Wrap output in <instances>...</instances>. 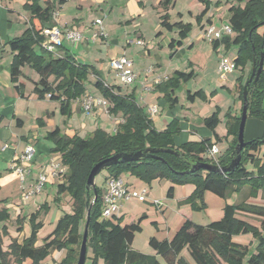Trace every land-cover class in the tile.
I'll use <instances>...</instances> for the list:
<instances>
[{
  "label": "trees",
  "instance_id": "trees-1",
  "mask_svg": "<svg viewBox=\"0 0 264 264\" xmlns=\"http://www.w3.org/2000/svg\"><path fill=\"white\" fill-rule=\"evenodd\" d=\"M173 0H164L161 6L168 10ZM31 12L30 28L21 37L8 42L13 54L11 63V82L16 91L24 97V86L20 84L23 77L22 69L30 67L38 76L33 93L39 99H50L61 104L64 115H71L72 103L87 93L86 84L90 74H95L92 67L78 63L74 57H56L41 47L44 37L42 30L51 20L52 8L43 9L38 0H31L25 5ZM208 7L197 16L199 24L206 15ZM229 25L233 36L224 37L223 41L229 51L237 48L235 58L237 69H249L247 81L253 73H257L262 56H264V0H247L244 6H233L229 10ZM162 26L168 31L178 30L179 40H171L170 47H181L182 41L188 38L192 25L178 22L171 24L168 14L162 17ZM194 77V73L175 72L167 81L158 85L166 90L164 98L169 108L179 102L175 93ZM240 76L236 80V92L239 101L244 106L245 79ZM253 81L247 88L248 120L255 119L264 122V67L257 83ZM102 97L110 103L108 113L111 116L120 115L123 122L116 133H107L97 129L89 137L62 135L59 129L49 133L47 139L55 145L52 154H60L62 164L66 169L65 180L57 187L54 202L62 203V197L68 195L73 201L72 213H65L58 221L55 229L44 239L42 245L39 233L44 228L39 221L41 213H48L49 204L45 203L29 218H16L17 233L24 231L26 219L30 225V235L21 242L18 238L11 239L7 250L4 249V239L10 236L8 222L12 214L7 208L0 209V264H47V259L55 251H65V257L60 264H77L84 229L87 222V204L92 201V192L86 189L87 180L93 168L116 155L142 153L145 157L131 162H120L107 168V180L110 177H121L130 174L137 180L151 185L156 180H166L173 186L167 193L168 198L174 195V186L194 185L193 193L179 203V206H189L193 212H204L207 209L205 194L211 192L222 199H229L236 194L242 196V201L226 204L221 220L207 226L198 225L192 220H186L171 240L160 241L151 238L149 243L156 255H146L132 248L136 234L141 233L142 216L138 222L124 223V216L116 214L108 220H102L103 190L96 185L98 199L90 211L88 254L86 264H161L162 257L167 264H191L184 251H187L194 264H264V206L250 204V198H257L259 192L264 196V161L260 151L264 148L262 137L247 142L240 167L230 173H217L196 170L191 172L194 164L204 163L229 167L236 157L238 132L241 115L226 114L227 135L232 142L227 151L218 159V163L206 157L213 142L205 138L199 142H186L176 146L174 137L181 133L178 120H172L164 131H158L152 118L146 113L134 94L123 95L120 88L106 85L101 79L95 83ZM216 91L209 97H214ZM197 99L207 101L208 96L202 90L188 92L187 100ZM219 110L204 119L205 126L214 131L219 120ZM217 141L221 138L216 136ZM252 167V170L249 169ZM1 178V174H0ZM239 214L255 217L260 220L258 228L238 217ZM250 234L258 242L256 253L250 254L248 245H242L233 240L234 236ZM247 260V262H246Z\"/></svg>",
  "mask_w": 264,
  "mask_h": 264
},
{
  "label": "crops",
  "instance_id": "crops-1",
  "mask_svg": "<svg viewBox=\"0 0 264 264\" xmlns=\"http://www.w3.org/2000/svg\"><path fill=\"white\" fill-rule=\"evenodd\" d=\"M162 1L164 0H38L41 8L47 9L51 7V13H58L57 17L52 15L49 26L59 27L63 30H76L82 34V39L78 45H74L65 37H62V46L55 55L56 57L62 58L69 55L74 57L78 63L92 67L95 74H90L88 81L92 79L95 85L97 80L101 79L108 86L120 88V92L123 95L134 94L137 103L145 109L147 114H149L148 110L150 107L157 106L159 113L152 120L158 131H164L172 120H178L181 126V133L174 137L176 146L179 147L186 142H199L209 138L213 144L219 146L218 158H220L232 142V137L227 135L226 114L230 112L233 116L240 115L241 103L238 94L235 95L232 105L231 102L223 99L220 95L221 90L226 88L230 91V87L219 83L213 91L197 90H202L206 93L208 96L207 101L197 99L195 102H190L187 100V93H195L197 91H187L186 101L189 104H186L178 96V91L182 90V86L175 93L179 103L175 107L169 108L164 98L166 90L163 87L161 89L158 88V85L171 78L175 72H184L177 69V63L178 59L182 58L181 56L184 57L186 55V51H191L190 53L194 56H191L188 62H182L181 68L187 70L184 73L193 72L194 77L184 83V85L194 79L196 80L203 74L205 61L203 62L200 59L202 53L212 52V55L217 59L216 69L218 73L219 49L229 56L235 47L228 51L225 44L220 43L215 48L217 42H209L205 38L204 32L211 25L219 29L225 24H229L230 8L233 6H244L247 0H196V11L190 9L188 5V1L192 0H173L167 11L160 5ZM28 2L30 3L31 0H0V209L7 208L12 214V219H16L19 216L22 218L27 217L28 219L31 214L41 207V205L35 207V204L32 205V203L29 206V202L23 199V194L36 183L37 176L43 168L48 173L47 184L52 182V186L56 189V194L58 185L65 180V176L60 178L53 174L55 172L52 167L54 162L61 163L60 169L64 168V166L61 155L51 153L55 145L47 139L49 133L59 129L62 135L69 137L79 135L86 138L91 136L95 130L102 129L107 133L114 134L123 122L120 115L111 116L100 109H96L89 115L83 112L82 99L84 96L90 94L94 97L103 98L98 90L92 93L88 89L87 84V93L72 103L71 115L69 117L64 115L61 111L60 102L53 101L48 97L39 99L33 93L34 84L39 81V76L28 66L22 69L23 77L19 81L24 86V97L19 95L15 85L11 82L13 54L7 44L9 41L21 37L30 28L31 12L25 7ZM207 7L206 15L198 24L197 16L201 15ZM165 14L169 15L171 24L182 22L193 27L188 38L182 41L181 47H175V49L170 47L171 40H179V32L178 30L168 31L164 29L162 17ZM98 20L101 21V25H97L96 22ZM152 21L155 22L153 26ZM46 24L48 26V23ZM168 38H170V41L165 42ZM140 41L143 44H140ZM196 54L199 57H196ZM122 56L132 61L133 70L137 75L134 84L131 86H124L117 73L111 67L112 60ZM236 56L237 54L230 59L235 60ZM133 57L136 58V61ZM236 72L239 73L238 78L240 76L246 78L249 69L247 68L244 71L237 69L228 75ZM112 75L119 82H110L109 77ZM227 76L225 79H221L226 80ZM214 91H216V95L209 97ZM198 101L205 103L201 111L197 109ZM217 110L220 112V123L212 131L203 122L204 119L208 118L204 114H207V112H213L214 114ZM8 133L12 134L10 144L6 141ZM263 134L264 122L255 119L247 121L245 138L248 141L260 138ZM216 136L220 137L221 141L218 142ZM27 146L35 148V155L30 166V173L26 175L25 181L22 182L13 167L18 163ZM260 156L264 161V148ZM249 169L252 170V167H249ZM15 182H18L17 189L14 188ZM131 182L133 183V190L148 189L147 201L154 202L159 200L161 205L156 206L164 215L167 211L163 208V200L167 199L170 203L177 205L178 209L173 210L170 217L165 218L168 231V239L166 240H171L172 234L175 235L186 220H192L194 223L203 226L221 220L224 215V207L228 203H220L222 208L215 212L214 217H210V210L201 212L207 213L204 215H207L208 218L206 219L203 216L204 219L201 218L202 221L198 222L195 221V216L201 213L193 212L189 206H179L180 202L193 193L194 185L174 186V195L172 198H168V191L167 193H162L160 197L154 195L153 183L155 181L151 185L135 179ZM168 183L170 189L173 186L170 182L160 180L161 188L165 189ZM137 185L139 187H136ZM106 186L103 188L104 193L107 189ZM179 191L180 196L177 197ZM66 199L71 198L68 195H64L62 202ZM132 201L122 202L116 211V216H124L123 225L127 224L125 221L127 215L126 205ZM205 202L209 206L208 192L205 194ZM247 202L264 206L263 193L259 192L257 198H250ZM34 207L36 208L35 211H33ZM58 209L62 214L61 212L58 213L57 223L65 213H72L71 210H66L62 203L61 205L59 204ZM145 215L148 216L147 213ZM238 216L243 217L241 218L242 220L258 228L261 227L260 220L255 217L243 214ZM43 224L45 228V220ZM25 225L24 233H29ZM50 226H53V223H50ZM52 229L54 230L55 227H52L50 232L53 231ZM156 239L160 240L157 237ZM233 240L239 244L248 245L250 250L255 246L254 251H250V254L256 253L257 242L252 235L234 236Z\"/></svg>",
  "mask_w": 264,
  "mask_h": 264
},
{
  "label": "rangeland",
  "instance_id": "rangeland-1",
  "mask_svg": "<svg viewBox=\"0 0 264 264\" xmlns=\"http://www.w3.org/2000/svg\"><path fill=\"white\" fill-rule=\"evenodd\" d=\"M188 5H189L190 9H192L193 11L197 10L196 0H194V1L192 0L190 2L188 1ZM152 20H155V19H152ZM153 25H155V22H153L152 26ZM225 25H228V24H225ZM167 40H165V42H169L170 38H168ZM190 52L191 51H186V55L184 57L181 56L182 58L178 59V63H177L178 68L177 69L182 70L184 72L187 71L185 69L183 70V68H181V65H182V62L185 61V63H186V62H188V59L191 58V56H194ZM196 52H198V51H196ZM236 54H237V48L235 47L233 49L231 55H229L230 56L229 58H233ZM197 55L198 54H196L195 56L199 57ZM133 58L136 61V58L135 57H133ZM166 59L168 60V58H166ZM200 59H202L203 62L205 61V64H204L205 68L203 69L204 72H203V74H201L199 76V78H196V80L194 79L192 82H189L187 85L183 84L182 90L178 91V96L180 97L181 101H183L186 104H189L186 101V92L187 91H197L199 89H204L205 91H213L216 89V85L220 83V84H224V85H227L228 87H230V91H229V89H226V88L221 90L220 95L223 97V99H226L227 101L231 102L233 105L234 100H235L234 97L237 94V92H236V80L239 76V73L236 72L232 75H228L226 80H222L221 76L217 73V69H216L217 59L215 56L212 55L211 51H210V53H208V52L205 54L202 53L200 55ZM112 76L109 77L110 82H112V83L119 82V80L116 79L115 76H113V77ZM246 81H247V78L245 79L244 84H246ZM93 82L94 81L92 79L89 80L87 82V87L92 93H95L97 91V89H96L95 85L93 84ZM197 104H198L197 109L201 111L203 106H204L203 104H205V103L198 101ZM241 108H242V105L240 107V115L242 112ZM212 114H213V112H207V114H204V115H207L205 117H209ZM120 118L122 119V117H120ZM7 135L8 136H6V138H7L6 141L8 144H10V139L12 138V134L8 133ZM245 140L248 141L246 138H245ZM262 149L260 151V155H261ZM108 175L109 174L107 171H103L97 177L96 185L98 187H100L101 189H103L105 187V185H107L106 180H107ZM121 178L124 181L125 185L128 186V188L132 191L133 190V187H132L133 183L131 181H134V179L135 180H137V179L132 177L130 174H124L121 176ZM60 180H62V179H60ZM17 184H18V182L14 183L15 189L18 188ZM136 187H139V186L137 185ZM181 187H183V186H181ZM12 188H13V186H12ZM106 188H107V186H106ZM153 189L155 192L154 195H156L157 197H160L162 195V193H167V191L169 189V183L167 184V187L165 189H162L160 186V180H156L153 183ZM137 192H141V191H137ZM179 196H180V191L177 193V197H179ZM55 197H56V189L54 188V186H52V182H49L47 184V186L43 189V191L34 197L35 199H33L32 201H28L29 203L27 202L29 206H31V203H32V205L35 204V207L36 206L38 207L40 205L42 206V205H44V203H48L49 208H50L48 213L42 212L41 216L39 218V221H41V222H44V220H45L46 225H45V228L39 234L40 241L38 242L37 245H42V239L46 238L51 233L50 229L52 227H56V225H57L56 218H57L58 213H60L61 211H59V209H58L59 204L54 202ZM240 201H242V196H239L236 194L232 195L231 197H229V199L225 200V199H222V198L216 196L215 194H213L211 192H208V204H209V206H207V209L205 210V212L210 210L209 211L210 217H214L215 212H218L222 208L220 203L223 204V203L228 202L230 204H235V203L240 202ZM153 203L154 202H149V201L139 202V201L133 200L132 202L127 203V205H126L127 215H126L125 221L127 224H132V223L138 222L139 219H141L142 216L145 215V213H147V215H148V216H146V218H144L141 221L142 231H141V233H138L136 235V238H135L134 243L132 245V248L135 251H138V252L146 254V255H155V250L153 249V247L149 243L151 238L157 237L162 241L168 239L167 238L168 237V233H167L168 231H167V226L165 223V218L170 217L173 210L175 211L178 209L177 205H175L174 203H170L169 201H167V199L163 200L162 201V204H164L163 208L167 211L166 212L167 214L165 213V215H164L162 213V211L159 210L157 208V206L154 205ZM62 206L65 207L66 210L72 211L73 201L71 199L63 200ZM35 207L33 208V211L36 210ZM142 209H144L145 212H144V210L141 211ZM30 210H32V209H30ZM199 213H201V212H199ZM61 214H62V212H61ZM204 214H207V213L196 214V216H195L196 220L195 221H198V222L202 221L201 218L204 219V217L207 219L208 216L207 215L205 216ZM239 218H243V217L240 216ZM157 221H158V223H157ZM25 223H26V225H25ZM25 223H24V225H25L26 229L29 230V233H24V231H23L20 234L17 233V226L18 225L16 223L15 218H13L11 222L7 223L8 227H9L10 236L4 239V249L5 250H7L8 246L10 245L11 239L18 238L19 241H22L25 237L30 235V225H29V222L27 219H26ZM50 223H53V226H50ZM173 236L174 235L172 234L171 239H173ZM255 245H256V243H255ZM254 249H255V246H253L250 251L252 252V251H254ZM65 254H66L65 251H55L51 254V256L47 259L46 262L48 264H58L60 261H62L64 259ZM183 255H184V257L187 258V260L191 264H194L187 251H184ZM158 258H159L161 264H167L166 261L162 257H158ZM100 262H101V264H104L103 260H101ZM246 262H247V260H246ZM25 264H30V261H27Z\"/></svg>",
  "mask_w": 264,
  "mask_h": 264
},
{
  "label": "built area",
  "instance_id": "built-area-1",
  "mask_svg": "<svg viewBox=\"0 0 264 264\" xmlns=\"http://www.w3.org/2000/svg\"><path fill=\"white\" fill-rule=\"evenodd\" d=\"M58 13L55 12L53 17H57ZM97 25H101V21L98 20ZM42 35L44 37V41L41 45L43 50L56 55L59 51V48L62 46V37H65L67 40L72 42L74 45H78L80 40L82 39V34L76 30L66 29L63 30L59 27H51L46 26L42 30ZM234 32L232 27L228 25H224L222 28H216L215 26H209L205 32V38L211 42H221L224 37L233 36ZM143 44V42H139ZM111 67L117 73L121 83L124 86H131L134 84L137 75L133 70L132 61H130L127 57L122 56L117 59L112 60ZM237 70L236 62L233 59H230L227 53L220 51L219 49V66L218 73L220 74L222 79ZM50 98V95L47 96ZM110 103L100 97H94L90 94H87L82 99V108L83 112L87 115L91 114L96 109H100L108 113L110 108ZM149 116L154 118L158 115L159 109L157 106H152L149 108ZM109 114V113H108ZM220 152L219 146L217 144H213L212 147L208 150L206 157L213 162L218 163V154ZM35 155V148L33 146H27L22 157L18 160V163L14 165L15 172L19 175L20 180L22 182L25 181L26 175L30 173V166L33 163ZM55 172L53 173L56 177H63L65 175V169L61 167L60 162H54L52 164ZM48 181V173L45 168L42 169L40 174H38L36 183L31 186L28 190H26L23 194V199L25 201L32 200L35 196L40 194L45 188ZM149 190L143 189L141 192H137L136 190H130L128 186L125 185L124 181L121 177L115 178L110 177L107 181V189L103 194V211H102V220L111 219L119 208V205L122 202H128L130 200H137L139 202H146L148 200ZM154 204L159 206L161 202L159 200H155Z\"/></svg>",
  "mask_w": 264,
  "mask_h": 264
},
{
  "label": "water",
  "instance_id": "water-1",
  "mask_svg": "<svg viewBox=\"0 0 264 264\" xmlns=\"http://www.w3.org/2000/svg\"><path fill=\"white\" fill-rule=\"evenodd\" d=\"M264 67V56H262V60L260 63V67L257 71V73H253L251 78L248 80V82L245 85V92H244V106H243V111L241 115V121L239 125V132H238V144L236 146V157L232 160L230 163L229 167L227 168H221L218 165H212V164H204V163H196L194 164L193 168L191 169V172H194L196 170H202V171H207V172H217V173H230L236 171L241 164V159L243 156V153L246 149L247 142L245 141V127L248 119V92L247 88L250 85V83L254 79V83H257L259 80V77L263 71ZM145 156L142 153L138 154H120L116 155L114 157H111L99 164H97L91 174L89 175V178L87 180V185L86 189L88 193L92 192L93 194V199L92 201H88L87 204V222L85 225L84 229V234H83V239L80 247V253L78 257V262L77 264H86L87 261V254H88V240H89V224H90V211L96 200L98 199V191L96 188V179L97 177L105 171L107 168L118 165L120 162H131V161H136L139 159L144 158Z\"/></svg>",
  "mask_w": 264,
  "mask_h": 264
}]
</instances>
